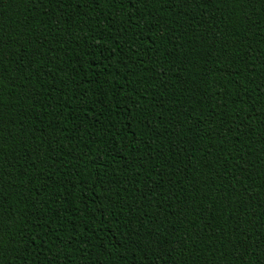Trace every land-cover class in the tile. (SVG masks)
Here are the masks:
<instances>
[{
	"label": "trees",
	"instance_id": "1",
	"mask_svg": "<svg viewBox=\"0 0 264 264\" xmlns=\"http://www.w3.org/2000/svg\"><path fill=\"white\" fill-rule=\"evenodd\" d=\"M0 264H264V0H0Z\"/></svg>",
	"mask_w": 264,
	"mask_h": 264
}]
</instances>
